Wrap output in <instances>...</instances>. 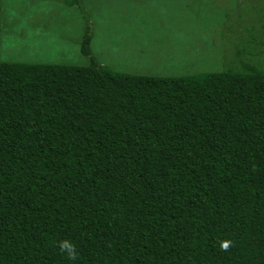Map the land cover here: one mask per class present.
<instances>
[{"label": "trees", "instance_id": "1", "mask_svg": "<svg viewBox=\"0 0 264 264\" xmlns=\"http://www.w3.org/2000/svg\"><path fill=\"white\" fill-rule=\"evenodd\" d=\"M262 26L216 72L0 61V264H264Z\"/></svg>", "mask_w": 264, "mask_h": 264}, {"label": "rangeland", "instance_id": "2", "mask_svg": "<svg viewBox=\"0 0 264 264\" xmlns=\"http://www.w3.org/2000/svg\"><path fill=\"white\" fill-rule=\"evenodd\" d=\"M1 4L0 61L86 65L91 57L81 49L89 33L91 55L101 65L133 75L175 77L240 66L239 60L249 56L245 46L254 45L249 29L260 35L264 23V0H1ZM259 58L264 59V52Z\"/></svg>", "mask_w": 264, "mask_h": 264}, {"label": "clouds", "instance_id": "3", "mask_svg": "<svg viewBox=\"0 0 264 264\" xmlns=\"http://www.w3.org/2000/svg\"><path fill=\"white\" fill-rule=\"evenodd\" d=\"M60 247L66 252L69 259L74 260L76 258V247L72 242L67 240L62 241Z\"/></svg>", "mask_w": 264, "mask_h": 264}]
</instances>
